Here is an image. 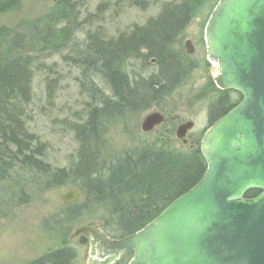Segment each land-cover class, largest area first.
<instances>
[{
  "label": "trees",
  "instance_id": "1",
  "mask_svg": "<svg viewBox=\"0 0 264 264\" xmlns=\"http://www.w3.org/2000/svg\"><path fill=\"white\" fill-rule=\"evenodd\" d=\"M92 1L95 13L87 14L83 8ZM212 1L165 3L157 17L115 38L102 27L92 30L101 25L110 0H58L49 14L22 23L17 30L0 26V183L17 167L51 176L49 188L73 181L84 201L65 207L58 224H90L104 211L108 218L103 219V228L115 239L140 231L195 187L207 170L200 142L188 150L171 149V134L163 133L112 156L107 152L106 137L111 129H127L141 113L159 107L188 77L191 69L177 52V41ZM121 3L143 11L149 6L147 0H120L115 4L116 13ZM19 8L20 0H0V18ZM54 60L76 69L83 98L81 106L71 109L69 119L62 122L78 143V162L70 174L52 171L44 161L47 145L30 129L34 78L43 71L55 74L57 62L47 67ZM134 61L142 70L148 62L153 64L156 73L147 77L143 71H129ZM60 83L59 77L46 80L52 103ZM210 91L216 93L215 85ZM228 96L222 94L210 108L213 124L242 98L233 102ZM259 194L251 190L246 198ZM76 259L72 249L62 248L36 264H72Z\"/></svg>",
  "mask_w": 264,
  "mask_h": 264
},
{
  "label": "water",
  "instance_id": "2",
  "mask_svg": "<svg viewBox=\"0 0 264 264\" xmlns=\"http://www.w3.org/2000/svg\"><path fill=\"white\" fill-rule=\"evenodd\" d=\"M204 41L215 86L242 96L202 138L206 173L133 235L110 240L100 225L77 229L80 245L86 235L94 239L89 264H116L130 255L128 264H264V0H219ZM186 47L191 55L189 42ZM165 122L163 114H149L141 131ZM193 126H179L176 138L186 144ZM251 190L260 194L248 199ZM81 196L73 189L60 200L71 207Z\"/></svg>",
  "mask_w": 264,
  "mask_h": 264
},
{
  "label": "rangeland",
  "instance_id": "3",
  "mask_svg": "<svg viewBox=\"0 0 264 264\" xmlns=\"http://www.w3.org/2000/svg\"><path fill=\"white\" fill-rule=\"evenodd\" d=\"M119 1L110 0V9L104 14L101 25H94L92 30L102 27L109 37L115 38L121 32L128 31L134 26H142L149 19L157 17L163 4L182 0H147L149 6L145 11L121 3L119 5L121 10L116 13L118 9L115 8V4ZM218 1L213 0L209 8H205L200 16L194 18L177 41L176 50L191 69L188 77L160 103L159 107L141 113L127 129L121 126L111 129L106 137L107 152L110 155L117 156L134 147L139 141H150L163 133L171 134L169 142L171 149L188 150L197 142L201 143L204 134L213 125L209 114L210 108L218 101V95H213L210 91L211 85H214L213 71L216 66L207 59L206 47L197 41L196 31L204 34L206 24ZM56 2L20 0L18 10L0 18V26L17 30L22 23L32 22L49 14L55 8ZM95 8L96 3L92 1L83 8V11L94 14ZM191 40L193 53L189 55L186 44ZM53 62H57L55 74L48 75L47 71H43L37 73L34 78L35 104L30 129L47 145L44 161L52 171L66 170L70 174L78 162V143L62 122L69 119L71 109L81 106L83 98L80 95L76 69L57 60L47 63V67ZM129 71H143V74L149 77L156 73V68L148 62L146 68L142 70L141 65L134 61L130 63ZM56 77L61 79V83L53 104L47 97L46 80ZM239 98V95L230 93L233 102L239 101ZM152 113L163 114L166 122L151 133L144 134L141 125L146 116ZM188 122H192L194 126L187 133L186 144H183L176 138V131L179 126ZM50 178L51 176L47 174L17 167L7 181L0 183V264H36L44 256L62 248L72 249L77 255L72 264H89L88 245H80V236H74L77 229L88 223H73L70 226L58 224L60 216L65 211L60 197L79 187L73 181H69L64 186L49 188L47 184ZM83 201L82 193L78 205ZM107 218V212L100 211L97 220L91 221L90 225L104 227L103 219ZM88 220L89 218L84 222ZM128 263L126 260L124 264Z\"/></svg>",
  "mask_w": 264,
  "mask_h": 264
},
{
  "label": "flooded vegetation",
  "instance_id": "4",
  "mask_svg": "<svg viewBox=\"0 0 264 264\" xmlns=\"http://www.w3.org/2000/svg\"><path fill=\"white\" fill-rule=\"evenodd\" d=\"M197 32V35H198V42L200 43V45H205V41H204V34H200L198 31H196ZM193 41L191 40V41H189V43H190V45H191V43H192ZM193 49V48H192ZM215 85V84H214ZM215 88H216V93L215 94H217L218 95V98H219V96H221L222 94H224V93H226V94H228L229 96V99H230V94H229V92L230 91H221V90H219L216 86H215ZM232 92V91H231ZM239 95V94H238ZM240 96V95H239ZM187 137V136H186ZM72 207V206H71ZM86 225H90V224H86ZM102 231L106 234V236L110 239V240H118V239H120V238H112L111 236H109L106 232H105V230H104V228H103V226H102ZM86 238H87V242L85 243V245H88V247H89V252H88V259H89V261H90V257H91V243L94 241V239L91 237V236H89V235H86ZM84 245V246H85ZM131 257H132V255H130V256H128L127 258H125L124 260H122V261H120V262H118V263H116V264H124L125 263V261L126 260H128V261H130V259H131Z\"/></svg>",
  "mask_w": 264,
  "mask_h": 264
}]
</instances>
